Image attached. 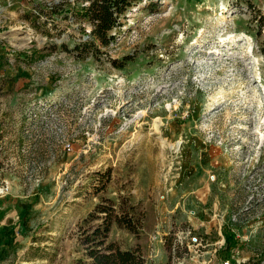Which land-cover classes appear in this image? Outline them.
I'll return each mask as SVG.
<instances>
[{
  "label": "rangeland",
  "instance_id": "obj_1",
  "mask_svg": "<svg viewBox=\"0 0 264 264\" xmlns=\"http://www.w3.org/2000/svg\"><path fill=\"white\" fill-rule=\"evenodd\" d=\"M148 4L95 53L75 0H0V264H80L101 204L147 264H264V0Z\"/></svg>",
  "mask_w": 264,
  "mask_h": 264
},
{
  "label": "trees",
  "instance_id": "obj_2",
  "mask_svg": "<svg viewBox=\"0 0 264 264\" xmlns=\"http://www.w3.org/2000/svg\"><path fill=\"white\" fill-rule=\"evenodd\" d=\"M149 1L148 8L155 7L161 0H75V17L80 22L86 21L91 29L87 32V40L74 47V51H79L86 46H90L95 53H99L100 47L109 46L115 39L112 31L121 27L127 18L128 11L135 5ZM80 3V6H77ZM64 5V1L54 5H48L49 9H59ZM38 3L30 13L25 14V18L43 17V11ZM30 20V19H29ZM87 51V50H86ZM3 139V131L0 129V143ZM3 169V161L0 159V171ZM97 212L103 214V222L96 226L80 225L82 231L79 241L82 246V256L80 264H147L140 247L135 249H124L116 241L109 239L110 226L113 220L129 230L138 232L139 228L131 219L123 221V216L114 214V208L98 205Z\"/></svg>",
  "mask_w": 264,
  "mask_h": 264
},
{
  "label": "crops",
  "instance_id": "obj_3",
  "mask_svg": "<svg viewBox=\"0 0 264 264\" xmlns=\"http://www.w3.org/2000/svg\"><path fill=\"white\" fill-rule=\"evenodd\" d=\"M24 10V9H23ZM27 11V10H25ZM12 196H4L0 198V255L5 254L4 249H7L5 245H2V239L7 235V231L9 229H13L10 233L13 238V243L10 244L8 248H10L7 252H11V250H19L22 247L20 236L23 232V225L20 222L15 221L14 223H10L11 217H18L26 210L28 204L19 203L16 206V203L13 202ZM16 202V200H15ZM18 203V202H17ZM18 214V215H17ZM17 215V216H16ZM8 240V239H7ZM18 241V242H17ZM17 242V243H16Z\"/></svg>",
  "mask_w": 264,
  "mask_h": 264
},
{
  "label": "bare ground",
  "instance_id": "obj_4",
  "mask_svg": "<svg viewBox=\"0 0 264 264\" xmlns=\"http://www.w3.org/2000/svg\"><path fill=\"white\" fill-rule=\"evenodd\" d=\"M159 125L157 124V127H158ZM165 142V141H164Z\"/></svg>",
  "mask_w": 264,
  "mask_h": 264
},
{
  "label": "built area",
  "instance_id": "obj_5",
  "mask_svg": "<svg viewBox=\"0 0 264 264\" xmlns=\"http://www.w3.org/2000/svg\"><path fill=\"white\" fill-rule=\"evenodd\" d=\"M191 241H192V239H191ZM187 246H189V245L187 244Z\"/></svg>",
  "mask_w": 264,
  "mask_h": 264
}]
</instances>
